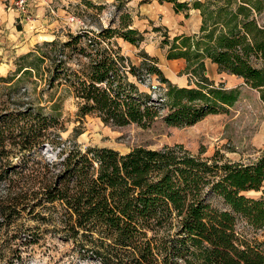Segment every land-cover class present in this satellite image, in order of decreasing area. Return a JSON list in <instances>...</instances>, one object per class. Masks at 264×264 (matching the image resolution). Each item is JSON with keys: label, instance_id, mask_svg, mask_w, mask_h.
Segmentation results:
<instances>
[{"label": "trees", "instance_id": "1", "mask_svg": "<svg viewBox=\"0 0 264 264\" xmlns=\"http://www.w3.org/2000/svg\"><path fill=\"white\" fill-rule=\"evenodd\" d=\"M165 1L175 12L194 8L201 16L197 32L161 41L166 59L185 61V86L172 83L153 56L144 53L136 65L122 53L115 38L134 45L143 40L127 11L118 27L81 28L65 40L44 41L17 72L44 74L49 88L66 84L78 115L110 126L147 127L161 119L182 127L231 106L239 87L215 85L205 59L242 78L264 103V0ZM153 75L160 85L142 89ZM62 129L57 115L40 106L0 108V252L27 249L37 232L49 229L41 225H49L100 264H264V242L252 243L236 230L242 219L264 233V197L244 194L264 181V148L248 162L219 152L202 156L181 143L120 153L65 146ZM45 143L59 149L58 159L41 156ZM214 197L224 207L214 206Z\"/></svg>", "mask_w": 264, "mask_h": 264}, {"label": "rangeland", "instance_id": "2", "mask_svg": "<svg viewBox=\"0 0 264 264\" xmlns=\"http://www.w3.org/2000/svg\"><path fill=\"white\" fill-rule=\"evenodd\" d=\"M164 1L30 0L27 14L24 15L17 10L14 0H0V77L9 80L0 79V108L13 109L31 103L35 107H42L44 112L57 115L63 126L59 133L65 146L76 142L81 148L104 146L125 153L136 146L159 148L165 144L181 143L192 153L202 151V156L219 152L232 161L254 160L264 148V103L258 92L246 86L242 78L219 70L209 59H205V74L208 78L215 85L223 84L228 88L238 86L239 97L224 110L207 114L196 123L182 127L167 125L161 119L147 127L136 124L106 125L94 115L77 114L76 100L66 84L49 88L44 74L42 77L36 73L19 76L18 69L32 58L27 54L36 53L44 41L54 38L65 40L68 32L81 28L97 32L109 25L118 27L121 12L127 11L132 18V26L143 33V40L137 45L123 47L126 41L121 37L115 38L122 53L136 65L144 53L153 56L172 83L187 85L190 74L184 72L185 61L166 59L167 47H162L161 41L164 36L171 39L180 33L193 34L191 30L197 28L198 19L181 13L178 18L173 8L166 9L160 5ZM178 1L191 3L193 0ZM71 17L74 19L71 20ZM259 20L264 22V11L259 15ZM75 62L73 59L71 64L77 67ZM150 85H160L156 76L147 78L140 87L149 90ZM150 92L158 97L160 90ZM54 102L57 103L56 111L50 109ZM58 150L47 143L39 148L41 156L48 160L58 159ZM244 194L252 198L264 197V181L259 189L248 190ZM212 204L224 207L217 197L212 198ZM41 227V230L49 229L37 232L38 241L27 249L22 248L18 252L2 250L0 264H100L89 251L78 252L70 241L59 239L49 225ZM236 230L252 243L264 242V233L242 219L237 220ZM0 237L2 242L4 234ZM259 248L264 251V243Z\"/></svg>", "mask_w": 264, "mask_h": 264}, {"label": "crops", "instance_id": "3", "mask_svg": "<svg viewBox=\"0 0 264 264\" xmlns=\"http://www.w3.org/2000/svg\"><path fill=\"white\" fill-rule=\"evenodd\" d=\"M161 6L163 5V7L164 8H166V9H168V7L169 8H173L172 7V3H169V2H166V1H164L163 2V4H160ZM167 12H169V10H166ZM174 11V10H173ZM176 15H177V17L178 18H180V16H179V14L181 13V14H183L184 16L186 15V17H188L189 15H193V16H196L197 17V19H198V21H197V28H194V29H192L191 30V32H196V30L195 29H198L199 28V26H200V23H201V16H200V12H199V10L198 9H194V8H191V9H189L187 12H182V11H179V12H174ZM133 25H135V21H133ZM187 34H189V33H187ZM126 43V45L125 44H122V46L123 47H130V46H132V44L131 43H129V42H125ZM210 61V60H209ZM205 62V61H204ZM211 62V61H210ZM212 63V62H211Z\"/></svg>", "mask_w": 264, "mask_h": 264}, {"label": "built area", "instance_id": "4", "mask_svg": "<svg viewBox=\"0 0 264 264\" xmlns=\"http://www.w3.org/2000/svg\"><path fill=\"white\" fill-rule=\"evenodd\" d=\"M29 2L30 0H14L17 10L24 15L27 14ZM70 19L73 20L74 18L71 17ZM152 87H155V85H152Z\"/></svg>", "mask_w": 264, "mask_h": 264}]
</instances>
